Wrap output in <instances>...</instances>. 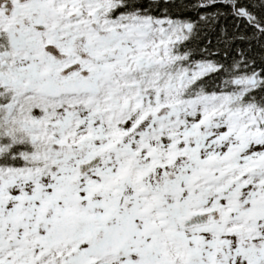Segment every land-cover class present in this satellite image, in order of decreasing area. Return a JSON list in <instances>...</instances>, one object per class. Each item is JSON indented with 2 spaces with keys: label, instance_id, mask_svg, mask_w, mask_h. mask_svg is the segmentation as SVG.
I'll use <instances>...</instances> for the list:
<instances>
[{
  "label": "snow or ice",
  "instance_id": "6c2138e0",
  "mask_svg": "<svg viewBox=\"0 0 264 264\" xmlns=\"http://www.w3.org/2000/svg\"><path fill=\"white\" fill-rule=\"evenodd\" d=\"M0 264H264V0H0Z\"/></svg>",
  "mask_w": 264,
  "mask_h": 264
}]
</instances>
